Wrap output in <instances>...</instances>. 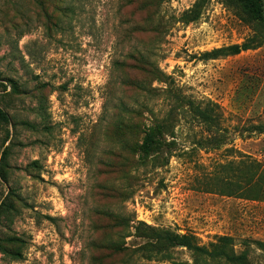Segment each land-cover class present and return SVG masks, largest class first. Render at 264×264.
I'll use <instances>...</instances> for the list:
<instances>
[{"label":"rangeland","instance_id":"374dc122","mask_svg":"<svg viewBox=\"0 0 264 264\" xmlns=\"http://www.w3.org/2000/svg\"><path fill=\"white\" fill-rule=\"evenodd\" d=\"M162 228L264 264V0H0V264H231Z\"/></svg>","mask_w":264,"mask_h":264},{"label":"trees","instance_id":"16d2710c","mask_svg":"<svg viewBox=\"0 0 264 264\" xmlns=\"http://www.w3.org/2000/svg\"><path fill=\"white\" fill-rule=\"evenodd\" d=\"M247 12L254 18L259 19L261 17V0H241ZM41 2V1H40ZM39 2V3H40ZM42 4V2L40 3ZM199 3L196 4L198 6ZM43 7V6H42ZM43 14H45V8H43ZM45 16H48L47 13ZM246 43L232 44L221 49H217L215 52H225L227 54H237L241 50L247 49ZM156 238L158 242L152 243L157 249H165L167 247L182 245L188 250H191L195 255L201 258H208L211 260H222L231 264L241 262V256L237 255L233 248L232 237L227 235L219 236L215 242L205 246L198 242L197 237L192 233H179L177 231H170L162 228L156 231ZM151 245V243H149ZM162 256H165L164 254Z\"/></svg>","mask_w":264,"mask_h":264},{"label":"water","instance_id":"95a60500","mask_svg":"<svg viewBox=\"0 0 264 264\" xmlns=\"http://www.w3.org/2000/svg\"><path fill=\"white\" fill-rule=\"evenodd\" d=\"M182 246V245H181Z\"/></svg>","mask_w":264,"mask_h":264}]
</instances>
